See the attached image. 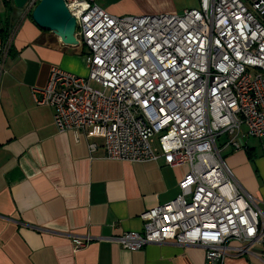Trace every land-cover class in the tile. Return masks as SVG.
<instances>
[{
    "label": "built area",
    "instance_id": "2783aa9c",
    "mask_svg": "<svg viewBox=\"0 0 264 264\" xmlns=\"http://www.w3.org/2000/svg\"><path fill=\"white\" fill-rule=\"evenodd\" d=\"M64 3L87 76L51 66L45 87L32 92L35 105L52 110L60 134L99 128L102 142L88 143L89 154L101 148L111 161L188 168L173 200L140 214V232L108 241L130 252L197 246L203 264L264 242L261 212L222 157L264 137V0H196L180 15L140 16H112L90 0ZM7 54L0 38V71ZM93 240L70 236L75 251Z\"/></svg>",
    "mask_w": 264,
    "mask_h": 264
},
{
    "label": "crops",
    "instance_id": "0c3cea01",
    "mask_svg": "<svg viewBox=\"0 0 264 264\" xmlns=\"http://www.w3.org/2000/svg\"><path fill=\"white\" fill-rule=\"evenodd\" d=\"M112 16L180 15L196 0H90ZM0 38L8 54L0 71V264H203L204 249L174 242L127 251L108 241L140 232V214L173 200L187 166L162 159L111 161L99 148L101 130L58 133L52 110L32 92L45 87L51 66L87 76L84 50L37 28L25 9L0 0ZM226 165L254 200L264 223V137L225 150ZM70 236L91 237L75 251ZM230 249L237 247L229 242ZM224 264H264V242L248 253L229 250Z\"/></svg>",
    "mask_w": 264,
    "mask_h": 264
},
{
    "label": "water",
    "instance_id": "95a60500",
    "mask_svg": "<svg viewBox=\"0 0 264 264\" xmlns=\"http://www.w3.org/2000/svg\"><path fill=\"white\" fill-rule=\"evenodd\" d=\"M28 0H13L17 9H25ZM27 14L42 31L52 32L64 45L76 46L75 19L65 6L64 0H38Z\"/></svg>",
    "mask_w": 264,
    "mask_h": 264
},
{
    "label": "rangeland",
    "instance_id": "374dc122",
    "mask_svg": "<svg viewBox=\"0 0 264 264\" xmlns=\"http://www.w3.org/2000/svg\"><path fill=\"white\" fill-rule=\"evenodd\" d=\"M226 156H227V152H226V153H225V151L222 152V157H223L224 162H225V163H228V162H227V159H226Z\"/></svg>",
    "mask_w": 264,
    "mask_h": 264
}]
</instances>
